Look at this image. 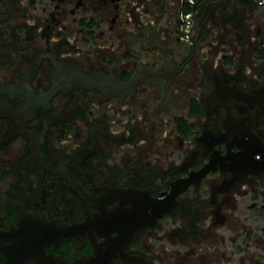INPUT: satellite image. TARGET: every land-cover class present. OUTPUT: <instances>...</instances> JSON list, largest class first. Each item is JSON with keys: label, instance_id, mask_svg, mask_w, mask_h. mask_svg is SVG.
I'll use <instances>...</instances> for the list:
<instances>
[{"label": "flooded vegetation", "instance_id": "flooded-vegetation-1", "mask_svg": "<svg viewBox=\"0 0 264 264\" xmlns=\"http://www.w3.org/2000/svg\"><path fill=\"white\" fill-rule=\"evenodd\" d=\"M200 3L0 0V264H264V13Z\"/></svg>", "mask_w": 264, "mask_h": 264}, {"label": "water", "instance_id": "water-1", "mask_svg": "<svg viewBox=\"0 0 264 264\" xmlns=\"http://www.w3.org/2000/svg\"><path fill=\"white\" fill-rule=\"evenodd\" d=\"M230 0H221V1H211L208 3L201 2L199 4V10L200 12H203L204 9L208 6H226ZM243 3L250 2L251 0H240ZM240 150L239 158H230L229 156H226L225 158L231 159V164L240 165L243 168L246 169L248 173L250 172H261L264 171V145L259 144L256 146H253V148L250 150V152L246 153V151ZM259 154L261 157L260 159H255L256 161L252 162L250 161L251 157Z\"/></svg>", "mask_w": 264, "mask_h": 264}, {"label": "built area", "instance_id": "built-area-1", "mask_svg": "<svg viewBox=\"0 0 264 264\" xmlns=\"http://www.w3.org/2000/svg\"><path fill=\"white\" fill-rule=\"evenodd\" d=\"M183 3L190 6V10L184 13L183 15V25H182V31L183 36L185 38H188L192 34V16L194 15V5L199 2H211V1H221V0H181ZM254 4L259 9H264V0H253Z\"/></svg>", "mask_w": 264, "mask_h": 264}, {"label": "trees", "instance_id": "trees-1", "mask_svg": "<svg viewBox=\"0 0 264 264\" xmlns=\"http://www.w3.org/2000/svg\"><path fill=\"white\" fill-rule=\"evenodd\" d=\"M188 10H190V6L188 5L186 8H185V12H187ZM262 12L264 13V9L262 10ZM261 49H262V53H261V58H263L264 57V37L262 38V40H261Z\"/></svg>", "mask_w": 264, "mask_h": 264}, {"label": "rangeland", "instance_id": "rangeland-1", "mask_svg": "<svg viewBox=\"0 0 264 264\" xmlns=\"http://www.w3.org/2000/svg\"><path fill=\"white\" fill-rule=\"evenodd\" d=\"M260 11H262V9L260 10ZM264 33V31L262 32V34Z\"/></svg>", "mask_w": 264, "mask_h": 264}]
</instances>
